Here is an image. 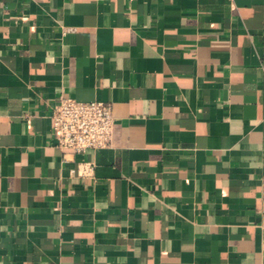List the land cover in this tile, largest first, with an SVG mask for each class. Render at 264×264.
<instances>
[{
    "label": "crops",
    "instance_id": "crops-1",
    "mask_svg": "<svg viewBox=\"0 0 264 264\" xmlns=\"http://www.w3.org/2000/svg\"><path fill=\"white\" fill-rule=\"evenodd\" d=\"M263 174L264 0H0V264H264Z\"/></svg>",
    "mask_w": 264,
    "mask_h": 264
},
{
    "label": "built area",
    "instance_id": "built-area-1",
    "mask_svg": "<svg viewBox=\"0 0 264 264\" xmlns=\"http://www.w3.org/2000/svg\"><path fill=\"white\" fill-rule=\"evenodd\" d=\"M50 119L55 145L63 152L64 159L67 153H83L111 143L114 116L110 102L60 96L52 105ZM92 168L91 163H84L81 172ZM262 184L264 186V174Z\"/></svg>",
    "mask_w": 264,
    "mask_h": 264
}]
</instances>
